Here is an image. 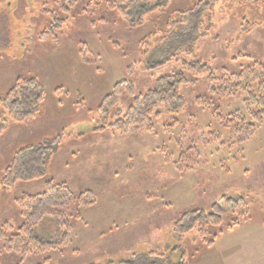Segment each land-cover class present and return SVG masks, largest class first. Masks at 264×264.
<instances>
[{"label": "rangeland", "instance_id": "1", "mask_svg": "<svg viewBox=\"0 0 264 264\" xmlns=\"http://www.w3.org/2000/svg\"><path fill=\"white\" fill-rule=\"evenodd\" d=\"M104 1L77 0L66 11L56 0H0V98L18 78H36L45 87L36 118L7 124L0 135V227H18L15 200L42 193L47 180L96 197L93 207L64 209L71 226L68 245L27 244L3 253L0 264H124L127 257L132 264H151L149 252L164 253L167 260L157 264H203L205 245L198 229L179 238L172 227L183 214L207 210L222 197L244 199V206L223 218V227L234 221L264 223V126L228 150L227 134L210 108L224 115L244 110L245 95L222 98L205 75H193L185 65L201 60L215 73H238L254 62L264 63V0H214L200 8L198 0H169L135 27L105 9ZM194 21L197 35L194 24L187 27ZM143 39L149 42L144 49ZM174 72H183L188 80L181 88L183 112L166 114L159 106L153 132L94 130L104 123L98 107L113 85L129 82L136 97ZM135 97L119 95L115 109L125 112ZM199 98L210 107L199 105ZM207 133L219 134L221 140L204 146ZM42 145L53 150L47 176L4 188L1 180L13 154ZM173 163L193 170L180 174ZM161 194L170 206L154 205ZM147 195L155 197L153 205L143 199ZM124 210L138 215L102 239L91 231L81 236L85 225L80 214L98 219ZM36 229L39 241L55 243L68 230L53 219ZM157 238L164 247L154 248Z\"/></svg>", "mask_w": 264, "mask_h": 264}, {"label": "trees", "instance_id": "2", "mask_svg": "<svg viewBox=\"0 0 264 264\" xmlns=\"http://www.w3.org/2000/svg\"><path fill=\"white\" fill-rule=\"evenodd\" d=\"M167 1L169 0H108L104 1V5L105 9L112 11L122 20L127 21L129 25L135 27L141 24L146 17L158 11ZM213 1L198 0L195 6L196 8L203 5L209 6ZM239 1L252 3L256 0ZM56 2L60 4V8L66 9V11L70 8L74 9L77 4V0H56ZM193 11L190 9L186 13L191 15ZM191 24H194L193 32L197 35V23L189 22L187 27L189 28ZM46 35L44 34V36ZM148 43V39H143L140 46L144 49ZM85 50L81 48L82 55H85ZM185 65L193 75H205L212 91L220 94L222 98L235 96L238 92L245 95L244 110L224 115L219 108H210L213 118L227 134L225 144L228 150L246 143L254 137L258 128L264 126V63L254 62L238 73H229L224 69L215 73L201 60ZM187 84L188 80L183 72H174L158 78L150 90L135 97L134 86L129 82L116 83L99 104L98 111L104 119V123L94 130H109L119 135L153 132V120L161 116L157 111L159 106L164 109L166 114L171 115L179 114L185 110L186 99L181 94V88ZM123 93L135 97L132 105L125 112L115 109L118 96ZM44 99L45 87L40 81L36 78L28 80L18 78L5 96L0 98V135L5 131L7 124H26L34 120ZM197 102L199 105L210 107L206 99L199 98ZM205 136L208 137L201 140L204 146L221 140L219 134L207 133ZM52 154V148L47 145L28 146L18 150L13 154L4 170L2 186L12 188L18 183H29L46 177L47 161ZM173 168L180 174H187L193 170L191 166H183L178 163H173ZM95 203L96 197L91 191L75 194L67 184L47 180L42 193L25 194L15 200L21 222L18 227H13L9 223H4L0 227V240L3 239L4 243L3 246H0V258L3 253L20 251L25 248V245L37 242H40L42 247L51 249H55L58 245H68L71 226L64 209L70 205L86 208ZM241 206H244L243 198L222 197L220 202L213 204L207 210L199 209L183 214L172 227L173 235L180 238L196 228L203 242L202 245L209 246L214 243V239L221 232L239 224L234 221L231 225L222 226L223 218L231 210ZM77 215L79 218L78 213ZM47 219H53L58 227L68 228L66 232L61 233L60 242L39 241L36 228ZM209 236L211 237L208 238ZM148 259L151 264H157L164 261L165 256L150 252ZM124 264H132V262ZM171 264L184 263L178 261Z\"/></svg>", "mask_w": 264, "mask_h": 264}, {"label": "crops", "instance_id": "3", "mask_svg": "<svg viewBox=\"0 0 264 264\" xmlns=\"http://www.w3.org/2000/svg\"><path fill=\"white\" fill-rule=\"evenodd\" d=\"M187 174H190V172ZM153 198L155 197H149L148 195L143 197L147 201V205H153ZM155 199L158 202L154 204L155 206H161L163 208L170 206V202H165L162 194ZM153 210L146 211V213L150 215ZM130 215L132 217L138 214L124 210L119 211L115 215H107L106 217L100 215L98 219L93 217L82 218V214H80L81 226L83 227L85 225L84 231H81V236L91 231L94 236L102 239L105 237L104 235L112 234L111 231L113 229L121 228L125 223H131L133 219L129 218ZM153 246L154 248H162L165 246V242H160L157 238L156 244H153ZM204 251L203 264H264V223L260 225H251L246 222L243 224L239 223L233 228L221 232L214 239L213 244L209 246L205 245ZM128 261L129 259L127 257L122 262Z\"/></svg>", "mask_w": 264, "mask_h": 264}]
</instances>
